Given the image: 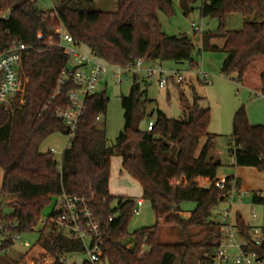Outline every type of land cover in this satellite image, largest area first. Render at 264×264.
I'll return each mask as SVG.
<instances>
[{
    "label": "trees",
    "instance_id": "1",
    "mask_svg": "<svg viewBox=\"0 0 264 264\" xmlns=\"http://www.w3.org/2000/svg\"><path fill=\"white\" fill-rule=\"evenodd\" d=\"M196 1L182 0L185 11L193 10L189 4ZM200 1L201 15L217 18L219 25L215 31L202 32L198 53L222 51V74L235 76L239 85L264 95V0ZM0 7L11 10L8 19H0V55L15 42L25 45L19 67L22 90L8 104L0 105V264L18 262L11 250L17 242L15 236L34 232L39 224L36 244L56 259L52 264H70V255L85 252L83 241L54 221L58 212L52 209L46 221H41L45 208L62 193L87 199L100 224L101 264H193L197 251L201 253L197 264H210L217 247L214 240L221 235L213 212L228 200L232 182L236 180L238 187L240 182L234 176L218 178L223 162L211 155L217 134L209 131L211 109L200 106L202 97L198 94L194 93L190 102L179 91L187 111L185 119L169 117L160 109L148 113V81L133 76L129 94L120 96L124 127L114 146L108 145L102 120L109 98L101 91L88 98L60 159L51 148L42 150L51 136L66 135L56 111L70 106L68 93L76 88L70 82L55 95L58 79L69 69L71 60L60 46L56 29L62 27L78 45L86 46L108 64L125 66L142 58L148 62H188L190 68L197 69L194 37L168 35L162 29L159 12L173 16V0H117L115 11L95 8L94 0H58L55 9L48 11L29 0H0ZM230 14L244 16L241 29H227ZM251 16L256 20H248ZM218 38L224 40L221 47L213 44ZM146 119L154 123L144 130L141 123ZM171 142L178 147L175 159L169 157ZM228 152L232 166L264 171V124L252 125L245 106L234 115ZM115 155L121 158L123 170L138 181L142 199L150 203L156 216L153 226L133 234L128 227L138 200L110 191ZM202 179H208L209 184L201 185ZM222 180L224 185H218ZM252 201L263 204V193L253 191ZM184 202L196 203L188 216L183 215ZM6 207L11 211L5 212ZM236 224L245 234L252 227L240 214ZM165 227L175 229L181 241L162 242ZM195 227L208 230L200 241L192 238ZM131 236L130 245L125 240ZM255 249L264 258V242ZM81 264L92 263L87 258Z\"/></svg>",
    "mask_w": 264,
    "mask_h": 264
},
{
    "label": "rangeland",
    "instance_id": "2",
    "mask_svg": "<svg viewBox=\"0 0 264 264\" xmlns=\"http://www.w3.org/2000/svg\"><path fill=\"white\" fill-rule=\"evenodd\" d=\"M57 2L58 0H41L38 3L43 9H53V4H56ZM173 3L175 9V14L173 16L169 17L165 13L159 12V20L162 29L168 35H180L186 33L194 37L197 44L194 57L199 65L197 69H192L190 68L188 62H161L165 71L171 73L179 70L187 80L179 85L170 83L166 88H160L156 81H149L146 86L147 96L150 99V102L147 105V111L150 113L156 108H159L169 117L185 119L187 111L181 103L179 89L183 88L187 96L192 99L194 89L191 87V84L194 82L197 89L196 91L202 97L200 106L202 108L211 109L209 131L211 133H218L216 146L212 150L211 155L222 160L223 165L219 169V175L222 176L225 173L232 172V167H234L230 164L232 158L228 152V144L233 131L234 115L240 106L237 84H235L234 80L230 78L231 76H225L221 72L222 62L224 60V53L222 51L217 49H205L198 53L199 47H202L203 45L202 32L195 31L193 24L200 26L203 32H210L217 29L219 25L218 19L213 17H203L201 15L198 8L201 3L200 0H197L191 5L189 4V7L193 8L190 12L185 11L186 6L185 4H182V0H173ZM94 6L95 8L103 11H115L117 9V0H94ZM244 19L245 18L242 14H230L226 21L227 29H241L244 25ZM248 20H256V17L251 16ZM223 42V39L218 38L213 41V44L221 47ZM82 51L88 52L87 47L82 46ZM69 66L73 67V59L70 60ZM201 69L212 75L213 82L211 84H204L197 81L196 72ZM107 81V86L104 83L99 84V90H104L109 98L107 114L102 118V120L106 124L108 145L114 146L118 134L124 127V110L121 105L120 96L129 94L130 87L132 85V78L127 75L124 77L122 84H118L110 78H108ZM228 83H231L233 87L231 88ZM149 127L148 119L141 123L142 129L147 130ZM203 143L204 141H202V144ZM171 144L172 150L169 157L171 159H175L178 147L174 142H171ZM68 145L69 140L67 135L55 134L44 143L42 150L46 151L49 148H55L57 149L56 155L58 159H60L61 152ZM121 171L123 170L120 157L115 155L112 157L111 163L110 191L112 194L116 196L129 194L136 200L142 198V189L138 181L124 172L121 173ZM262 173L263 174L261 175H264V172ZM249 181L251 185H259L260 188L264 189L263 177L250 176ZM200 184L203 185L202 181H200ZM247 192L252 194V192L246 190V193ZM251 194L244 196L241 202L236 200L233 204L228 201L220 203V205L213 212L212 219L220 221L221 215L219 213L226 209H231L235 221L237 215L240 214L248 225L264 229V203L254 204ZM114 205H116V203ZM195 207V202H184L182 204V209L184 211L183 215L188 216ZM53 208L54 202L45 208L42 215V222L44 220L46 221ZM253 210H255L256 217H253ZM4 211L10 212L11 209L6 207ZM155 222L156 216L154 210L148 201L143 200V204L140 207V213L134 215L128 229L129 232L133 234L138 229L153 226ZM41 227V224H39L34 232L22 234L21 239L15 243L11 250L13 251L14 257L18 261L16 264H43L47 262L48 255L45 254L40 245L36 244L39 237V229ZM207 231L208 230L203 227L192 228L193 240H202L206 236ZM21 241L29 242L30 247L22 245ZM125 241L132 244V236ZM161 241L176 243L180 242L181 238L175 229L165 227L161 231ZM200 254V251L196 252V256L192 260L193 264L198 263ZM68 259L70 264H81L85 259H87V256L85 253L72 254L68 257Z\"/></svg>",
    "mask_w": 264,
    "mask_h": 264
},
{
    "label": "built area",
    "instance_id": "3",
    "mask_svg": "<svg viewBox=\"0 0 264 264\" xmlns=\"http://www.w3.org/2000/svg\"><path fill=\"white\" fill-rule=\"evenodd\" d=\"M29 1L39 2L41 0ZM53 5V9H55L56 4ZM44 10L52 9L45 8ZM10 14V9L4 11L0 7V19H8ZM193 28L197 32H203L198 25L193 24ZM55 33L60 38V46L73 59V67H69V69L62 72L55 89V95H60L68 83L72 82L76 85V88L68 93L70 106L56 111V116L64 122L65 133L69 141L75 134L79 119L86 109L88 98L101 92L99 84L103 79L110 78L118 84H122L124 77L127 75L130 77L138 76L148 82L156 81L160 88H166L170 83L179 85L186 80L181 71L168 73L163 69L160 62H148L142 58L125 66L108 64L91 52L82 51V46L78 45L62 27L56 29ZM24 49L25 45L23 43L15 42L5 53L0 55V105L8 104L22 90L19 67L22 61V50ZM196 74L197 81L201 83L211 84L213 82L212 75L202 69L198 70ZM97 119L100 120L101 116H98ZM153 123V120L150 121L149 126H152ZM50 151L57 153L55 148H51ZM224 183L225 181L222 180L218 185L223 186ZM231 185L232 192L227 200L231 204L236 200L241 202L244 196L251 194L238 187L236 180ZM142 204L143 202L138 200L136 214L140 213ZM53 211L59 213V216L54 220L58 226L70 236L80 238L83 241L84 253L88 260L92 264H101L99 253L103 240L100 224L95 220L87 199L83 196L62 193L55 198ZM219 214L221 220L217 222L221 235L214 240L217 247L211 256L210 264H264L263 256L255 249L264 242V229L252 226L245 234L238 228L231 209H226ZM113 217L111 216L110 220ZM253 217H256L255 210H253ZM2 229L3 225L0 224V231ZM20 239V235L15 236L16 241ZM21 244L30 247L27 241H21ZM1 245L2 240L0 239ZM55 260L54 258V262Z\"/></svg>",
    "mask_w": 264,
    "mask_h": 264
},
{
    "label": "crops",
    "instance_id": "4",
    "mask_svg": "<svg viewBox=\"0 0 264 264\" xmlns=\"http://www.w3.org/2000/svg\"><path fill=\"white\" fill-rule=\"evenodd\" d=\"M87 51L90 53V50L88 48H87ZM224 57H225V55H224ZM230 78L232 80H234L235 84H237V88H238V98H239V103H240L239 104L240 106L238 107V109L241 106H245L246 111H247V115H248V118H249V122L252 125L264 124V95L258 94L256 92L251 91L250 89L244 88L243 86L239 85L237 83L236 79H235V76H231ZM107 79L108 78L103 79L101 83H104L107 86V84H108ZM228 84H229V86H231V88L233 87V85H231V83H228ZM191 87H193V89H194L193 94H192V99H190L187 96V94L185 93V91H184L183 88H180L179 89V91L182 90L184 92L186 98L190 102H192L193 99H194V93H196V94H198L200 96V94L196 91L197 89H196V85H195L194 82L191 84ZM100 91H104V90H100ZM199 104H200V102H199ZM156 109H159V108H156ZM214 134H217L218 135V133H214ZM120 162H121V166H122V160H121V158H120ZM232 162H233V159L230 161V164ZM232 168H233V171L232 172L225 173L222 176L221 175H218V178L219 179H226L227 176H234L237 180H239L240 187L244 191H246V190L247 191H250V192H253V191H261L263 193V195H264V189L260 188L259 185H251L249 183L250 182L249 181L250 176H256V177L259 176V177H263L264 178V175H261V174H263L262 172H264V171L260 172L256 168H254V167H237V166H234ZM122 170H123V168H122ZM122 172H124L125 174H127L124 170L121 171V173ZM256 172H260V173H256ZM257 174H259V175H257ZM201 181H202L203 185L209 184V180L208 179H202ZM141 194H142V192H141ZM124 196H130V195L127 194V195H124ZM138 200H141L143 202V199L142 198H139ZM43 251L45 252V254L48 255L47 262L46 263H43V264H52L54 262V258L50 254L46 253V251L44 249H43Z\"/></svg>",
    "mask_w": 264,
    "mask_h": 264
}]
</instances>
